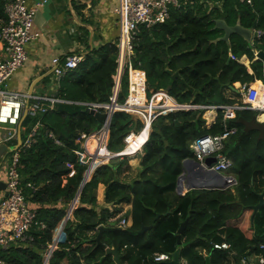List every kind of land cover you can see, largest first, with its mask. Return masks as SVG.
I'll return each mask as SVG.
<instances>
[{
  "label": "trees",
  "instance_id": "obj_1",
  "mask_svg": "<svg viewBox=\"0 0 264 264\" xmlns=\"http://www.w3.org/2000/svg\"><path fill=\"white\" fill-rule=\"evenodd\" d=\"M212 1L210 8L197 1L183 3L171 9L160 23L139 25L132 42L131 66L144 71L145 100L156 92L168 101V106H174L167 93L177 104L189 107L159 114L151 121L140 158L141 169L131 184L116 179L121 171L118 162L112 166L103 164L94 171L80 190L73 219L66 222L67 237L48 264H60L63 260L69 264H115L106 248L116 246L121 264H159L154 261L155 253L172 254L178 247L180 264H239L240 258L250 253L264 255V250L258 249V244L264 241V205L250 219L258 194L264 196V121L257 120V110L242 108L239 100L226 95L227 90L239 94V89L233 86L235 82L264 83V63L253 60L254 50L264 52V0ZM5 19L4 0H0V26ZM215 19H223L230 26L237 22L244 28L255 25L259 34L251 43L237 34L231 35L228 43L217 40L223 30L213 28ZM116 52V46L109 44L85 54L76 68L57 83L56 94L62 101L51 111L36 116L27 114L23 119L22 141L40 123L30 145L20 149L18 162L22 183L30 182L36 187L33 192L25 188V193L36 212L37 224L30 228L33 237L30 242L0 249V264L42 263V252L83 177L85 167L77 159L75 151L79 144L75 140L80 133L91 132L101 124L87 110L88 104L108 103L116 68V76L120 75L123 61L119 57L117 65ZM230 54L240 58V62L246 56L250 70ZM130 81L128 100L140 101V75L133 72ZM257 83L252 85L258 88ZM258 91L263 92L264 86ZM127 95L126 70L118 102L123 103ZM256 97L250 92L245 98L256 103L259 102ZM228 105L239 106L233 110V117H225L224 110L218 108L209 124L214 114L209 109ZM142 128L143 122L134 114L114 112L109 122L108 150H122L128 134L130 145L123 150L132 154L145 139L147 128ZM229 129L234 132L223 140V153L231 159L230 173L236 184L225 189L194 188L184 194L175 193L183 161L193 158L191 142ZM48 132L61 144L48 137ZM133 137L140 138L138 145ZM120 160L126 162L124 158ZM99 183L106 186V204H131V223L125 228L117 226L103 231L98 243L97 227L107 225L111 216L107 208L98 210L95 191ZM118 212L114 209L112 214ZM184 220L187 222L178 244L177 230ZM142 227L149 229L139 233ZM222 242L227 243V249L213 247L214 243Z\"/></svg>",
  "mask_w": 264,
  "mask_h": 264
},
{
  "label": "built area",
  "instance_id": "obj_2",
  "mask_svg": "<svg viewBox=\"0 0 264 264\" xmlns=\"http://www.w3.org/2000/svg\"><path fill=\"white\" fill-rule=\"evenodd\" d=\"M45 1L46 0H41L35 2L33 6H28V0H4V13L6 19L0 26V126L6 128V132L1 139L3 144L13 142L15 139L16 127L20 121L25 104L28 105L27 114L36 116L51 111L56 103L62 101L57 94L28 95L7 88L8 80L28 59L26 46L31 41L40 37V33L34 32L32 29L33 18L35 11L41 7ZM241 1L249 3L251 0ZM179 5V0H121L120 4L114 8V14L117 20L116 23L126 31L127 64H129L130 67H132V42L137 35L139 25L145 23V26H151L160 23L169 16L171 9ZM256 32L259 34V31ZM230 57L237 61L240 59L233 57L231 54ZM82 59L83 57L81 55L74 53L62 59L57 57L53 58L51 61L53 67L52 72L55 75L56 82L68 71L76 68L77 64ZM252 84L253 82L240 85L239 92L244 95V104L242 108H250L257 110L259 114H263L264 103L261 102L260 99H258L260 102L254 103L245 98V95L250 92H252V96H255L257 93L258 88ZM260 84L264 83L260 81ZM129 93L130 89L128 87V95L123 103H119L117 98L114 99L110 96L108 103H91L88 104L89 106L87 108L104 111L109 117H112L113 113L119 110L134 113L136 112V108L139 107V103L138 100L130 102L127 99ZM145 101L147 102V100ZM147 106H149L152 111L154 110L151 104ZM171 108L173 109L174 106ZM171 108H169V110H171ZM218 108L224 110L225 117L232 118L234 114L233 110L239 108V106H213L209 110H213L216 114ZM180 109L184 108L181 107ZM157 115H159V113L156 114V116ZM109 122L110 120L101 123L97 129L91 132L80 133L75 140L76 143L79 144V149L75 151L77 159L79 163L85 167L80 183L81 187L91 178L94 171L105 159L104 154L107 153L104 151V136L109 135ZM39 125L40 123L37 122L27 138L22 141L21 146L11 153L9 162L5 168V195L0 198V249H7L11 246H22L33 239L30 228L37 224L36 212L30 207L25 188L33 192L36 190V187L30 182L25 183V185L22 183V177L18 171V162L20 149L30 145L35 130ZM233 132L234 129H229L222 134L205 135L193 140L189 145L194 160L202 164L206 169L218 172L225 177L227 186L222 187L223 189L232 187L236 184V180L230 172L222 173L225 169L231 168V159L223 153V140ZM47 136L52 138L56 144H61L52 132H48ZM128 137L129 136H127V138ZM94 141L95 143L93 144ZM208 157H213L215 160V162L211 163L209 166L204 162ZM68 166L71 167V164H68ZM72 173L73 171H71L69 175H72ZM79 193L80 190H78L72 200L67 203L63 216L64 219H68V216H71L73 210L78 206ZM130 223L131 221L125 216L121 217L118 221V225L124 228L129 226ZM213 245L218 249L228 248L226 242L214 243ZM258 249L264 250V241L258 244ZM50 251L51 249H48V252ZM253 255L255 257V262H250L243 256L240 258V264H264L263 254L254 253ZM169 259V253L160 252L154 254L155 262L168 261ZM44 260L45 257L43 256L42 263Z\"/></svg>",
  "mask_w": 264,
  "mask_h": 264
},
{
  "label": "crops",
  "instance_id": "obj_3",
  "mask_svg": "<svg viewBox=\"0 0 264 264\" xmlns=\"http://www.w3.org/2000/svg\"><path fill=\"white\" fill-rule=\"evenodd\" d=\"M38 1L41 0H28V6H33L35 2ZM120 1L121 0H46L45 3L35 11L33 18L32 29L34 32L40 33V37L31 41L26 46L28 59L26 63L22 67L17 69L12 75V77L8 80L7 88L9 90H15L26 94H28L29 90H32L31 95H55L57 91L56 87L58 86V82H56L55 75L52 72L53 67L51 61L53 58L57 57L62 59L65 56H68L73 53L79 54L83 57L85 54L95 48H98L103 45L114 44L117 48V65L119 57L122 58L123 64L121 65V71L118 77L116 76L117 68L115 69V76H113V86L111 89V97L114 99L118 98L119 92L121 90L122 76L126 70L128 73L129 89H131V75L133 72H136L140 75L141 78V94H144V87H146L144 71L140 69H133L129 66V64H127L128 59L126 52V31L121 28L118 23H116L117 20L114 14V8H116L120 4ZM192 1H197L199 3L206 4L209 8L212 7L214 3L212 0H179V3H191ZM123 39L125 40L124 46L123 48H121V43ZM257 52V50H254L253 60H256ZM243 57L245 58L247 63H245L244 61L241 62H243L247 69L250 70L249 59L246 56H242L241 58L244 59ZM238 62H240V59L238 60ZM256 82H258L257 84L259 85L257 90L262 89L264 84H260V80H255L253 83ZM235 85H240V83L235 82L233 84V86L236 88ZM226 95L228 97L230 96L229 90L226 91ZM256 95V98L260 99L261 102L264 103V91H257ZM166 96L173 99L167 94ZM157 97L158 99H160L158 95ZM168 107L171 108L173 106ZM263 115L264 113L259 114L257 116V120L263 122L264 119H261ZM212 117L213 118L209 124L213 122L215 112ZM142 122V129L146 127L147 133L143 142L137 149L135 148V152H132V154H129L130 152L128 153L126 152V150H123L124 148L130 145L129 137L126 138L128 135L123 139L125 143L122 149L123 151L120 150L116 152H110L107 150L109 135H107L108 137L105 136L104 151L107 154H104L105 159L103 160L102 164H100V166L103 164L112 166L113 163H116L118 160L122 158L126 159V166L122 168L116 176V179L120 182L131 184L133 180L137 178L138 172L141 169V165L138 164L136 170L137 173L135 177L133 176L134 178L131 179L130 177L125 176L126 174H128L127 170L130 167L128 164L129 156H131V158L136 157V160L139 159L140 161V158L143 155V145L149 136L151 121L148 124H145L144 120H142ZM23 129L24 127L21 126L20 130L22 131ZM5 130L6 128L4 126H0V146L3 144V142H1V139L6 132ZM17 130L18 126L16 127V134L14 139L15 141ZM139 132L131 133L138 134ZM14 144H16V142ZM14 144L13 142L5 144L6 148H3L0 153V182L2 183H4L5 181V168L9 162L10 155L12 152H14L11 151L10 148ZM115 166L116 165H114V168H116ZM178 181L179 180L177 178L176 183L178 184L175 187V193L184 194L186 192V182L185 180H181L180 182ZM105 188L106 186L103 183H99L95 191L98 203V210L99 208H107L108 211L111 213V216H109L106 220L107 225L102 224L97 227V235L98 228L101 226L104 228L103 231L113 230V228H117V226H119L118 221L123 216H125L129 221H131V204L127 202H122L118 204H106L104 202ZM4 195L5 190L0 189V198ZM114 209H118L119 212L112 214ZM254 214L255 212L253 213L252 209L250 216L251 220ZM72 219L73 213L71 214V216H68V219L63 218V220H61L56 225L53 230L51 240L42 252V256L45 257V260L41 264H48L50 257L52 256L53 252L58 248V245L65 241L67 236L64 227L66 225V222ZM97 235L95 236V239ZM48 249H51V251L48 252ZM253 254L254 253H250L245 258L248 259L250 262H255V257ZM181 262L184 263V260H182ZM60 264H69V262L67 260H63ZM159 264H165V262H160Z\"/></svg>",
  "mask_w": 264,
  "mask_h": 264
},
{
  "label": "water",
  "instance_id": "obj_4",
  "mask_svg": "<svg viewBox=\"0 0 264 264\" xmlns=\"http://www.w3.org/2000/svg\"><path fill=\"white\" fill-rule=\"evenodd\" d=\"M143 25H145V23H143ZM213 28H219L223 30V35L217 38V40H222V41H225L226 43L229 42V37L233 34H237L241 36L243 39H245L249 43L252 42L253 37L257 36V32L255 31V25H253L251 28H244L239 22H237L236 24L230 26L223 19H215ZM256 59H260L264 63V52L258 51L256 53ZM240 63L243 64V62H240ZM31 92L32 90H29L28 95H31ZM183 106H184L183 104H177L176 106H174L173 109L171 108V110L180 109V107H183ZM27 108H28V105L25 104L22 114H21L20 121L18 123L16 144L11 146L10 148L11 151H16L21 146L22 138H21L20 127H21V123L23 119L27 115ZM87 110L90 113H92L100 123L105 122L106 118L108 117L104 111L89 109V108H87ZM110 118L111 117H109V120ZM3 148L4 149L6 148L5 144H2L0 146V153ZM204 162L206 165L209 166L211 163L215 162V160L213 157H208L205 159ZM178 180H179L178 182H180L181 180H185L186 191L189 189H194V188H222V187L227 186L225 177L222 174L206 169L202 164H200L199 162H197L196 160L192 158L186 159L183 161V173L178 177ZM4 188H5V184L0 182V189H4ZM81 188L82 187L80 186L79 190ZM263 205H264V196L263 194H258V203L252 206L253 213L256 212ZM186 222L187 220H184L179 225V228L177 230L176 237H177L178 244L181 243L180 234L182 233L186 225ZM113 229H116V228H113ZM146 229H149V227H142L139 230V233L144 232ZM103 230L104 228L102 226L98 228V235L95 239L98 243L100 242L99 240L100 238L99 236L101 235L100 233ZM179 251H180V247L176 248V250L172 254H170V259L168 261H165V264H180ZM106 254H110L113 257V261L115 264H121V261H120L121 256L119 254L118 246H116L115 248H106Z\"/></svg>",
  "mask_w": 264,
  "mask_h": 264
},
{
  "label": "rangeland",
  "instance_id": "obj_5",
  "mask_svg": "<svg viewBox=\"0 0 264 264\" xmlns=\"http://www.w3.org/2000/svg\"><path fill=\"white\" fill-rule=\"evenodd\" d=\"M244 62L247 63L246 60H244ZM235 86L238 89H240V87H241L240 85H235ZM155 94L156 93H152L151 96H150V99H148V101L146 102L144 97H143V93H142L141 94V99H140V101H138L139 107L136 108V110H135L136 112L132 113V114H134V116L139 117L141 119V121L144 120L145 124H148L150 122V120L152 121L155 118L156 114H158V113L159 114H165L168 111H170L169 107L167 105L168 101L165 100V98H162L163 100L161 98L158 99L157 95H155ZM230 96H233L236 100H239L241 102V104H244V95L241 92H239L238 95H235L234 93L233 94L230 93ZM118 98H119V95H118ZM118 98H117V100H118ZM172 102L175 103V104L173 103L174 106L177 105V103L174 101V99H173ZM148 104H151L154 107L153 111L151 110V108L149 106H147ZM187 106L188 105H184L182 108L187 109L188 108ZM205 114H206V112L204 113V116H205ZM149 115H151V116H149ZM145 116H146V119H145ZM204 119H205V117H204ZM261 119H264V118H261ZM207 123H208V121L205 119V124L208 125ZM135 138H137V137H133V139H135ZM128 159H129L128 160V164H129L130 167L127 170L128 174H126L125 176L130 177L132 179V178H134L136 176L137 166H138V164H140V161H139L138 158H137L138 160H136V157L135 158H131V156H129ZM120 161H122V160H118L117 162L120 164V167L122 169V168H124L126 166V163L123 162V161L122 162H120ZM230 171H231V168H228V169H225L222 173H227V172H230ZM177 184L178 183H176V185Z\"/></svg>",
  "mask_w": 264,
  "mask_h": 264
},
{
  "label": "bare ground",
  "instance_id": "obj_6",
  "mask_svg": "<svg viewBox=\"0 0 264 264\" xmlns=\"http://www.w3.org/2000/svg\"><path fill=\"white\" fill-rule=\"evenodd\" d=\"M123 42L125 41L124 39L122 40ZM245 97H246V95H245ZM109 117V116H108ZM108 117L106 118V122H108L109 120H108ZM262 118H264V115H263V117ZM139 141H140V138H137V141H136V145H138L139 144ZM213 247H214V245H213ZM215 248V247H214Z\"/></svg>",
  "mask_w": 264,
  "mask_h": 264
},
{
  "label": "clouds",
  "instance_id": "obj_7",
  "mask_svg": "<svg viewBox=\"0 0 264 264\" xmlns=\"http://www.w3.org/2000/svg\"><path fill=\"white\" fill-rule=\"evenodd\" d=\"M193 159V158H192ZM163 262H165V261H163Z\"/></svg>",
  "mask_w": 264,
  "mask_h": 264
}]
</instances>
